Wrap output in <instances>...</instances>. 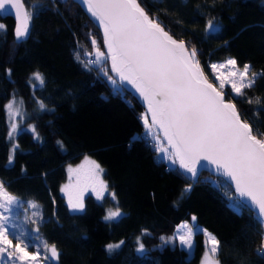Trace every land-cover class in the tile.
I'll list each match as a JSON object with an SVG mask.
<instances>
[{
	"label": "trees",
	"instance_id": "1",
	"mask_svg": "<svg viewBox=\"0 0 264 264\" xmlns=\"http://www.w3.org/2000/svg\"><path fill=\"white\" fill-rule=\"evenodd\" d=\"M22 2L34 13L27 37L17 41L14 20L0 14V24L6 26L0 30V181L21 201L39 205V237L49 246L55 244L60 253L52 264H198L205 248L203 233L194 236L189 257L175 244L160 245L161 237H171L180 223L191 225L193 216L200 229L220 241V264H264V255L257 252L263 225L246 208L235 211L230 189L207 174L201 173L181 196L190 182L174 171L175 166L160 161L141 137L140 106L118 85L109 86L100 66L90 65L89 70L81 63L89 60L85 51H92L89 33L102 43L98 27L82 9L72 0ZM140 2L171 35L184 40L189 51L197 50L205 74L212 62L227 58L236 59L240 68L249 64L251 71L264 70V0ZM209 21L220 30L209 29ZM7 69L12 70L10 77ZM37 71L46 81L42 88L29 84ZM245 92L234 102L242 118L264 132V77ZM14 94L24 100L27 113L21 125L25 144L9 164L12 144L4 105ZM36 100L48 110H39ZM29 125L36 126L39 140ZM84 156L104 169L108 191L101 202L84 197V211L74 214L60 187L66 167ZM117 207L122 216L103 222L105 211ZM120 241L124 243L119 248L106 249Z\"/></svg>",
	"mask_w": 264,
	"mask_h": 264
},
{
	"label": "snow or ice",
	"instance_id": "2",
	"mask_svg": "<svg viewBox=\"0 0 264 264\" xmlns=\"http://www.w3.org/2000/svg\"><path fill=\"white\" fill-rule=\"evenodd\" d=\"M82 3L102 30L103 44L93 33H89L92 51H85L84 54L94 56V59L81 63L89 70H92L90 65L100 66L112 84L119 81L120 84L130 85L139 94L146 105V113L141 116L146 132L155 141L156 152L163 153V159L170 160L172 165L178 164V168L174 169L177 174L196 181L202 169H214L224 178L218 186L235 189L229 197L234 200L233 209L240 212L247 208L258 223L264 225V132L242 118L234 102L235 97L246 96L245 89L254 88L257 78L264 77V70L251 71L249 64H244L241 70L237 60L229 58L210 65L218 84L214 83L197 59V50L193 48L189 51L184 40L169 34L157 17L149 15L140 0H82ZM7 6L15 10V38L19 41L28 36L34 13L25 9L22 0H0V14L10 11ZM207 27L220 30V26L212 21ZM0 30H6V26L0 24ZM76 59L81 60L79 54ZM107 62H110L111 74L104 67ZM6 71L10 77L12 70ZM45 83L43 74L38 71L29 77V84L34 88H42ZM226 85H230L231 92L225 90ZM35 102L39 110H48L42 100ZM247 102L251 104L253 101L249 98ZM256 102L261 103L259 97ZM23 104L24 100H18L14 94L4 105L9 127L7 138L10 141L15 140L19 124L27 115L22 111ZM29 130L34 139H40L35 125H29ZM18 148L19 144H12L9 164H12ZM67 171L69 182L61 187V192L68 197L70 210L83 212L84 194L89 191L96 200L105 199L108 184L103 178L104 169L95 160L85 156L80 165L75 168L69 166ZM191 187L189 183L181 196L188 193ZM111 196L116 199L114 192ZM22 207L24 204L20 199L10 194L0 181V264H41L39 246L36 251L30 252L34 238L17 224L18 210ZM27 207L37 209L39 205L29 201ZM121 215L117 207L115 211L108 210L104 219L114 221ZM191 219V225L188 222L180 225L182 234L175 238L191 251L194 236L202 232L205 251L201 264H220L217 258L220 241L206 229H200L195 224V216ZM42 222L43 216L38 212L25 216V223L37 225L36 232H39ZM161 239L168 243L173 237ZM123 243L120 241L106 247L112 252ZM43 248L45 260L59 259L60 253L55 244L49 246L45 241ZM138 251H144L142 243ZM257 252L264 255V233H261Z\"/></svg>",
	"mask_w": 264,
	"mask_h": 264
},
{
	"label": "rangeland",
	"instance_id": "3",
	"mask_svg": "<svg viewBox=\"0 0 264 264\" xmlns=\"http://www.w3.org/2000/svg\"><path fill=\"white\" fill-rule=\"evenodd\" d=\"M87 58H88V56H87ZM92 59H94V56H92ZM227 59H229V58H227ZM227 59H224V60H222V61L212 62L211 64H214V63H216V64H218V63H222V62L226 61ZM211 64H210V65H211ZM94 66H97V65H94ZM242 68H243V67H242ZM242 68H241V70H242ZM99 71L101 72L102 76L105 78V81H106V83H107L109 86H111L112 88H116V87H117V84H112V83L108 80V78L103 74L101 68H100ZM206 75H208V77H209V79H210L211 81H213L214 83H217V84H218V82L215 80V76H214V74H213L212 69L210 68V66H209V73L206 74ZM34 83H38V82H34ZM31 87L34 88V87L32 86V84H31ZM225 90L228 91V92H231V87H230V85H226V86H225ZM234 95H235V94H233V96H234ZM17 99L19 100L20 98H17ZM22 111L25 112L24 106H22ZM25 113H26V112H25ZM142 114H144V112H143ZM142 114L140 115V120H141V123H142V127H143V129L146 131V129H145V127H144V124H143V121H142V119H141ZM25 119H26V116H25ZM25 119H24V120H25ZM17 121L19 122V117H17ZM21 125H22V124H19V129H18V133H17V136H16L15 140L10 141L11 144L16 143V144H19V146H24V144H25V135L22 133ZM147 134H148V133H147ZM151 138H152V137H151ZM152 140H153V139H152ZM153 142L155 143L154 140H153ZM154 150H155V149H154ZM155 154H156L157 158H158L160 161H162L163 163H165L167 166L172 167V168L175 166V165H172V163H171L170 160H165V159H163V153H159V154H158V153L156 152V150H155ZM84 157H85V156H84ZM88 157H89V156H88ZM83 160H84V158L81 159L80 162L77 163L76 165H70V166L73 167V168H75L76 166L80 165V164L82 163ZM68 167H69V166L66 167V176H67L66 181H65L64 184L61 185V187L69 182L68 171H67ZM61 187H60V194H61L62 197L65 199L66 205H67V207H68V197H67L63 192H61ZM105 194H106V193H105ZM86 196H92V197L96 200L95 195H94L93 193H91L90 191L84 194V197H86ZM111 200H112V199H111ZM20 201H21V200H20ZM96 201H97V202H101V201H98V200H96ZM21 202L24 204V207H22V208H20V209L18 210V212H19V220L17 221V224L19 225V227H20L21 229L25 230L26 233H29V234L34 238V239L32 240V244H33V246H32L31 248H29V251H30V252H34V251L37 250V246H39V250H40V253H41V264H52L53 262H55V260H45V259H44V256H45V250H44V248H43V242H44V241H43V239H42L41 237H39V233L35 231V229L37 228V225H35V224H31V223H25V216H26V215H27V216H31V213L34 212V211L40 213V209H39V208H37V209L29 208V207H27L28 202H25V201H21ZM68 210H69L71 213H74V214L82 213V212H74V211L70 210L69 207H68ZM108 210H113V211H115V209H107V210L105 211L103 217H102V221H103V222H114V221L118 220V219L122 216V215H121L119 218H117V219L114 220V221H106V220L104 219V216L107 214ZM40 214H41V213H40ZM40 224H41V223H40ZM40 224H39V225H40ZM182 224H183V223H182ZM179 229H180V228L176 229L175 232H173V234L171 235V237H173V239H172L171 242L165 243L163 240H161V244H160V245H161V246H163V245L172 246L173 244H175V245H177L179 248H181L183 251H185L186 255L189 257L190 254H191V251H192V250L189 251L188 249L184 248V247L180 244L179 240H178L177 238H175V237L179 236L180 234H182V230H179ZM201 233H202V232H201ZM36 237H38V238H36ZM13 243H15V240L13 241ZM117 244H118V243H117ZM106 249H107V247H106ZM107 250H108V249H107ZM137 250H138V249H137ZM204 251H205V248H204V250H203V252H202V254H201V257H200V260H199L198 264H201V260H202L203 255H204ZM138 252H139V251H138ZM139 253H141V252H139ZM47 255L50 256V253H47ZM5 259H6V254H5ZM17 264H19V262H17Z\"/></svg>",
	"mask_w": 264,
	"mask_h": 264
},
{
	"label": "water",
	"instance_id": "4",
	"mask_svg": "<svg viewBox=\"0 0 264 264\" xmlns=\"http://www.w3.org/2000/svg\"><path fill=\"white\" fill-rule=\"evenodd\" d=\"M73 2H75L81 9L82 11L84 12V14L98 27V24L93 20V18L90 16V14L87 12L86 10V7L83 5L82 3V0H72ZM9 7L10 9V6H7ZM3 16H6V17H10L14 20V23H15V27H16V20H15V10L14 9H10V11L8 13H5V14H2ZM163 27V25H162ZM99 29V33L101 35V40H102V43L101 45L103 44V39H102V36H103V33H102V30L98 27ZM166 30V29H165ZM167 31V30H166ZM170 34V33H169ZM174 37V36H173ZM175 39H177L176 37H174ZM179 40V39H178ZM187 47V46H186ZM188 48V47H187ZM102 50H105L102 48ZM107 68L109 70V73L111 74L110 72V62H107ZM117 81H118V78H117ZM120 88H122L124 91H126L135 101L136 103L140 106V108L143 110L144 113H146V105L143 103L142 99L139 97V94L135 92L134 89L131 88L130 85H123V84H120L119 81L116 83ZM176 168H178V164L175 165ZM201 173H204V174H207L209 175L210 177H213V178H217V179H220L222 182L224 180V178L220 177L217 173H215L214 169H211L210 167L209 168H206V169H202L200 174ZM199 174V175H200ZM185 180H187L188 182L194 184L196 183V181H192V180H189L186 176L184 175H181ZM199 177V176H198ZM230 191L232 193V195L235 193V189L234 187L233 188H230ZM247 209V208H246ZM248 210V209H247ZM249 211V210H248ZM250 212V211H249ZM252 215L253 213L250 212ZM254 216V215H253ZM255 217V216H254ZM256 218V217H255ZM257 219V218H256ZM264 227V225H263Z\"/></svg>",
	"mask_w": 264,
	"mask_h": 264
},
{
	"label": "built area",
	"instance_id": "5",
	"mask_svg": "<svg viewBox=\"0 0 264 264\" xmlns=\"http://www.w3.org/2000/svg\"><path fill=\"white\" fill-rule=\"evenodd\" d=\"M88 59H92V57L88 56ZM141 137L148 140V143L151 145V147L155 149V143L153 142V140L149 139V135L146 133V131L143 130L141 132ZM263 233H264V230H263Z\"/></svg>",
	"mask_w": 264,
	"mask_h": 264
},
{
	"label": "crops",
	"instance_id": "6",
	"mask_svg": "<svg viewBox=\"0 0 264 264\" xmlns=\"http://www.w3.org/2000/svg\"><path fill=\"white\" fill-rule=\"evenodd\" d=\"M180 225H182V223H180L177 227H175L174 232L176 229L180 228Z\"/></svg>",
	"mask_w": 264,
	"mask_h": 264
}]
</instances>
